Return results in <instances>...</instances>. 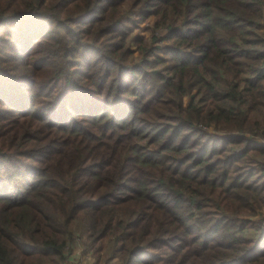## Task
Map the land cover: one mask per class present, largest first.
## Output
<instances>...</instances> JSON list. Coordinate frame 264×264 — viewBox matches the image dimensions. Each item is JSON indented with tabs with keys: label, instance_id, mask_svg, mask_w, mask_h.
I'll use <instances>...</instances> for the list:
<instances>
[{
	"label": "trees",
	"instance_id": "16d2710c",
	"mask_svg": "<svg viewBox=\"0 0 264 264\" xmlns=\"http://www.w3.org/2000/svg\"><path fill=\"white\" fill-rule=\"evenodd\" d=\"M262 208L264 0H0V264H264Z\"/></svg>",
	"mask_w": 264,
	"mask_h": 264
},
{
	"label": "rangeland",
	"instance_id": "374dc122",
	"mask_svg": "<svg viewBox=\"0 0 264 264\" xmlns=\"http://www.w3.org/2000/svg\"><path fill=\"white\" fill-rule=\"evenodd\" d=\"M149 25H150V21L142 23L141 28L135 29L132 32L129 38V42L131 45H132L131 42L133 41V38L136 34L138 33L145 34V35L150 34ZM188 100H189V97L186 96L185 102H187ZM254 218L264 219V208H262V210H260V212L256 216H254ZM112 249H114V247L110 245L107 249H104L102 252L105 255L107 253H109L108 255H111ZM118 256H119L118 258L112 259L110 261V264H118L120 262V255ZM96 259H97V253H94L92 250H88L87 252H85L83 246L79 242H76L75 245L71 249L70 259L66 262V264H95ZM49 264H53V263H49Z\"/></svg>",
	"mask_w": 264,
	"mask_h": 264
},
{
	"label": "built area",
	"instance_id": "2783aa9c",
	"mask_svg": "<svg viewBox=\"0 0 264 264\" xmlns=\"http://www.w3.org/2000/svg\"><path fill=\"white\" fill-rule=\"evenodd\" d=\"M80 243V242H79Z\"/></svg>",
	"mask_w": 264,
	"mask_h": 264
}]
</instances>
